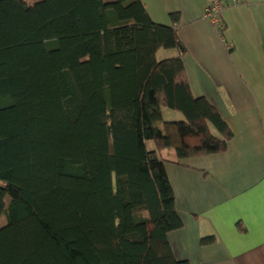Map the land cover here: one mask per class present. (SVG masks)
I'll return each mask as SVG.
<instances>
[{"label": "trees", "instance_id": "1", "mask_svg": "<svg viewBox=\"0 0 264 264\" xmlns=\"http://www.w3.org/2000/svg\"><path fill=\"white\" fill-rule=\"evenodd\" d=\"M170 17L141 0H0V264H189L168 241L184 223L167 165L227 153L234 134L192 94Z\"/></svg>", "mask_w": 264, "mask_h": 264}, {"label": "crops", "instance_id": "2", "mask_svg": "<svg viewBox=\"0 0 264 264\" xmlns=\"http://www.w3.org/2000/svg\"><path fill=\"white\" fill-rule=\"evenodd\" d=\"M141 1L156 23L172 26L180 15L192 94L234 134L227 153L167 165L184 223L168 237L172 252L189 264H264V0L229 4L222 32L204 19L208 0ZM212 237L216 244L200 245Z\"/></svg>", "mask_w": 264, "mask_h": 264}, {"label": "rangeland", "instance_id": "3", "mask_svg": "<svg viewBox=\"0 0 264 264\" xmlns=\"http://www.w3.org/2000/svg\"><path fill=\"white\" fill-rule=\"evenodd\" d=\"M26 3H35V2H39L41 0H24ZM109 1H113V0H106V2H109ZM170 51H166V50H161L159 51L158 55H157V58H158V61H164L166 59H168L169 57V53ZM62 89H63V96L66 98L67 97V90L65 88V85L64 83L62 82ZM163 121L165 123H172V122H184L185 121V118L182 114L178 113V112H174V111H171L169 109H165L163 111ZM147 149L149 152H154L156 151V146L153 142H148L147 143ZM171 154H174L173 151H164L160 154V156L162 157H171V156H174V155H171ZM96 161H97V165H98V168L100 170H103L105 168L108 167V163H109V157L106 156V155H97L96 156ZM6 224V219L5 218H2L0 220V225L1 226H4ZM132 231H130L129 233H131Z\"/></svg>", "mask_w": 264, "mask_h": 264}, {"label": "built area", "instance_id": "4", "mask_svg": "<svg viewBox=\"0 0 264 264\" xmlns=\"http://www.w3.org/2000/svg\"><path fill=\"white\" fill-rule=\"evenodd\" d=\"M241 2L242 0H208L204 19L209 21L216 30L222 32L224 28L222 24V15L227 10L229 4L238 5Z\"/></svg>", "mask_w": 264, "mask_h": 264}]
</instances>
